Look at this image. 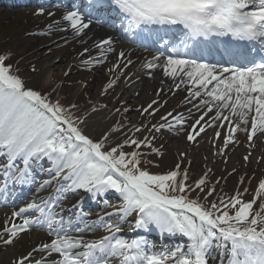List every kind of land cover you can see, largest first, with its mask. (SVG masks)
Returning <instances> with one entry per match:
<instances>
[{"label": "snow or ice", "instance_id": "snow-or-ice-1", "mask_svg": "<svg viewBox=\"0 0 264 264\" xmlns=\"http://www.w3.org/2000/svg\"><path fill=\"white\" fill-rule=\"evenodd\" d=\"M43 14L41 8L37 15ZM109 16L116 18L109 26L119 29L124 39L146 50L154 42L160 45L141 68H160L177 90L186 87L184 103L199 100L194 107L201 115L189 126L188 141H196L206 128L226 129L225 148L237 131L246 133L248 141L264 134V0H87L83 10L74 3L41 34L70 30L74 37L85 36L93 23L103 24ZM115 44L111 36L101 39L94 44L99 57L81 61L100 66L116 54L108 69L117 72L116 79L106 84L105 94L134 63L131 52H117ZM89 51L84 48L80 55ZM216 51L220 58L209 60ZM10 55H0V203L14 201L19 188L34 187L37 194L51 189L14 208L0 228L4 249L33 229L50 237L14 256L11 264H264V178L251 200L243 199L245 187L232 196L217 194L206 206L217 192L214 185L205 191L207 172L194 185L187 183L188 172H181L180 164L166 174H151L140 167L147 155L140 149L159 154L153 148L154 135L138 139L135 133L144 129L134 125L121 140L114 135L123 130L117 122L99 139L91 138L85 128L98 108L73 112L78 105L60 102L62 84L36 90L30 76L21 77L6 63ZM32 71L40 68L33 64ZM160 106L153 100L141 114L154 116ZM188 112L191 116L192 110ZM187 119L168 112L160 117L162 123L144 127L178 132ZM220 136L217 130L214 139ZM81 191L112 210L91 218L82 209L83 197L69 205L70 197ZM109 193L117 194L120 202L111 204ZM153 231L184 242L157 246L147 237Z\"/></svg>", "mask_w": 264, "mask_h": 264}, {"label": "bare ground", "instance_id": "bare-ground-1", "mask_svg": "<svg viewBox=\"0 0 264 264\" xmlns=\"http://www.w3.org/2000/svg\"><path fill=\"white\" fill-rule=\"evenodd\" d=\"M8 11H1L0 10V21L2 19H4V21L0 22V29L12 33V34H16V35H20V34H24L28 31V29L35 23H38V20L36 19H31V18H27L26 21H24V19L21 20H17V19H12L9 15V13H7ZM57 20L55 19V17L52 18V21ZM51 21V22H52ZM72 37L73 34L71 33ZM98 33L97 32H87V35H85V39L89 40V41H99V38H97ZM77 42L78 39H77ZM86 42V41H85ZM90 44V43H88ZM85 48H89L90 52L91 51V47L90 46H86L84 45ZM123 48V47H120ZM40 50H36V52H39ZM93 53V52H92ZM136 56H133L131 59L135 58ZM37 59L39 60V62L37 63V67L40 68L39 71V75L38 78L35 79L33 78L32 81L33 86L34 84H37L39 81L44 82L46 85H51V82L54 80L53 76H54V72L56 71L57 68H59V66L56 64V62H51L55 59L50 58L47 55H38ZM56 61V60H55ZM116 63V59H114V61L112 62V65ZM132 65L138 66L137 64L133 63ZM158 71L154 73L152 79H150V84H144L143 89L145 88H149L150 90H153L154 93L150 94V95H145L143 97H141V92L139 94V97L136 96L135 92L139 91V90H135L134 92H131V89H134V84H133V78H131L127 73L125 75H123V77H126V81L125 84H127V86L129 87L128 93H130V96L132 98H129V105L124 107L123 105H121L119 103V101H117L115 103V105H106L105 102L103 100L97 102V100H93L92 102L89 103L88 108L90 107V105H95L98 108V111L95 113H92L89 116V122H88V126L85 128V131L91 136V134H94L96 132L99 133H104L106 130H108L111 126H115V124L117 122H119L120 125L124 124L125 126H123V132L118 133V134H114L117 135L119 137V139H123L124 138V132L128 129V127L132 128V125L126 123V122H122L121 118L122 117H126L127 121L133 122V118L134 115L132 114H125L123 115V111L125 109H127L128 107H147V105L149 103H151L153 100H158L160 102V110H159V114L156 116L155 115V122H163L160 120V117L162 115L167 114L168 112H173V114H178L181 110H187L190 107H193L195 104L199 103L198 99H193L192 103H184L185 101V97L186 94L183 95L181 93H175L173 95H171V93H168L166 95H163L161 93H159V96H157V92L159 89H164V91H166L169 83H171L172 79L165 77L163 75V72L160 71L162 69L157 68ZM160 71V72H159ZM82 76V75H80ZM114 78V77H113ZM82 91V86H79L75 89L73 96V100L74 98H77V96L79 95V93ZM166 93V92H165ZM166 101V103H164ZM106 106V107H105ZM153 107H157V105H154ZM119 108L120 112H116L115 109ZM206 110V109H204ZM203 110V111H204ZM151 111V110H150ZM201 115V111H198L197 114L193 115V118L190 120L189 124L184 128V136L185 138H187L188 132L190 130V125H192L194 123V121ZM188 116V115H187ZM212 116V113H209V115L207 117H205V120L210 119ZM146 122H149L146 121ZM203 123V122H202ZM225 124H227V122H223ZM219 130L221 132L222 135L225 136V134L227 135L226 129H216V128H207V131H205L204 133H201L200 136L197 137V143L198 145H201L205 142H209L210 141V137L212 139H214V134L215 132ZM225 132V133H224ZM243 135H245L244 132L241 131H237L235 133V138L237 136H239V138H242ZM183 136V137H184ZM179 140V141H177ZM176 144H177V148L181 149V152H186V146L189 145L186 140L183 139H177ZM199 141V142H198ZM185 149V150H183ZM264 144H260L259 148L256 150L257 151V155H263L264 154ZM244 151L243 148H240L239 151H236V154H234L232 157L230 158H226L227 160H225V162L223 163L222 161V165L219 167L221 169V171L226 174L229 175L228 179H233L235 182V188L237 189H241L245 183V180H248L247 178H244V183H239V180L241 177H244V175H249L248 172L253 173L254 178L256 179V183L258 182L259 179L264 178V156H262L261 161L259 162V166L258 167H254V168H248L245 166L241 156L239 155L240 153H242ZM188 152V151H187ZM189 153V152H188ZM245 154V153H243ZM225 157V156H222ZM222 157H218L216 158V156H213L212 151H206L202 150V148H195L193 150V152H191L190 154H187L185 156V160L188 159L190 161V163H192L191 161H193L194 159V163L199 165V164H203L205 166H203L204 171H208L210 167H216L217 164L221 161H219L218 159L222 158ZM193 158V159H192ZM257 159V156L254 157V160ZM215 160H217L215 162ZM253 159L251 160V162L254 161ZM257 162L254 161V164H256ZM235 169V171H233ZM257 189V188H256ZM259 203V201H257ZM8 218L7 215H4L2 217H0V228L3 227L5 220ZM99 235V234H98ZM22 239H20L18 242H16V244L14 246L8 247L7 249H4L2 247H0V264H11V260L13 259L14 256L19 255L21 253L26 252L27 250H29L31 247L36 246L39 243L45 242L47 241V237L45 234H40V233H36V232H31V233H25L22 234Z\"/></svg>", "mask_w": 264, "mask_h": 264}, {"label": "rangeland", "instance_id": "rangeland-1", "mask_svg": "<svg viewBox=\"0 0 264 264\" xmlns=\"http://www.w3.org/2000/svg\"><path fill=\"white\" fill-rule=\"evenodd\" d=\"M1 30L2 29H0V32L3 31V30L2 31ZM8 37H9V39L12 38L10 36H8ZM18 54H19V51L17 52V55ZM13 62L14 61H12V62H10L8 64H11ZM65 63H66L65 61L60 62V64L62 65V67H63V65ZM22 64H24V63L22 62ZM68 65H69V63H68ZM78 68H80V67H78ZM74 70H75V68H74ZM57 73H59V72L57 71ZM36 74L37 73H34L35 77H37ZM22 76L23 77L24 76H27V73L25 71V68H23V70H22ZM86 76H87V73L82 74V76H80V74H77L76 76H74V73H70L68 75V77H65L64 78L63 74H61V75L59 74V77H57V79H59V80H63L64 79V81H66V86L64 88V95L61 96V97L64 98L65 106H68L69 104H71V100L69 99V93L71 92V90L73 89V91H74L75 90V87L78 85V83L80 81L87 80V77ZM102 82H104V79L102 80ZM85 83H86V81H85ZM96 83H98L97 80L94 81L93 84L88 85V89H84L83 90V93H81V97L79 99L80 102L76 104L79 107L76 108V109H72L73 112L77 113V112H79L81 110H84L83 103L87 101V100L85 101V98L88 99V97L89 96H92V95L93 96H99V97L102 96V91H101L102 90L101 89V86H102L101 84L102 83H98V85H96ZM36 87L39 88V89H41L42 91L47 90V88L42 84V82H39ZM91 87H93L95 89H92L91 90L90 89ZM112 93L113 94L111 95V97H113V95L115 93H117V91L114 92V90H113ZM93 99H94V97H93ZM104 101H106V100H104ZM109 102L110 103H113V98H111L109 100ZM135 113L137 114V120H138L140 114L137 113V112H135ZM95 138H96V136H95ZM156 145H158L159 154H157V153L156 154H152V155H150L148 157L149 161L154 162V164H149V163L148 164H145V163L142 162L141 165L154 166L156 164V166L159 167L158 169L161 171L160 173L161 174H166V171L169 172L171 170H174L175 167H176V165L177 164H180V170L181 171L189 168V171H190V175H189L190 176V182H189V184L190 185L192 183L191 181H194L195 178L197 177V173L198 172H203V166H205V165H203V164H199V165L195 164L193 158H192L193 161H191L192 163H190V161L188 159H186V161L185 160L182 161V153L183 152H181V149H178L177 147L173 146L171 142H169L166 145V144H164L163 141H161V142L157 143ZM160 149H161V151H160ZM143 159L144 160H147L146 158H143ZM223 177H228V175L224 174L221 171V169H220V171H217V173H215V176H213V177L210 176L209 177L208 182L204 186L205 187V191H207L209 187H211V186L214 185L215 188H216V190H217V192L214 193L212 197H209L208 198V201L205 202V205L206 206H208L210 204V202L216 197V195L221 192V185H223V184H222V181H219V179L220 178H223ZM213 178H214V181H213ZM217 181H219V183H216ZM226 190H227V192L225 193ZM231 191L232 190H231V187L229 185L228 186H225V189L223 191V194H225L226 196H229L231 194ZM192 196H195V195H192ZM222 196H224V195H222Z\"/></svg>", "mask_w": 264, "mask_h": 264}]
</instances>
